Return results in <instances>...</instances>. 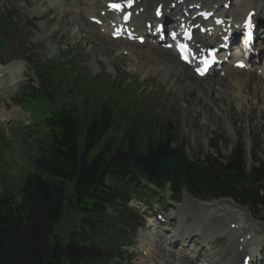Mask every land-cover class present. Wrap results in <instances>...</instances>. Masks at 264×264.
<instances>
[{"label": "trees", "instance_id": "1", "mask_svg": "<svg viewBox=\"0 0 264 264\" xmlns=\"http://www.w3.org/2000/svg\"><path fill=\"white\" fill-rule=\"evenodd\" d=\"M48 74L39 72L40 89L31 88L28 94L53 101L52 106L62 80ZM98 101L85 103L81 109L59 101L44 120L45 143L36 145L32 170L14 186L16 192L0 182V264H111V258L119 256L116 247L127 243L124 235L134 218L126 202L130 193L144 191L130 168L129 154L142 149L158 157L169 156L179 153L183 145L170 125L155 129L149 119L138 121L137 115L119 108L116 101L112 104L103 97ZM120 120L127 127L116 142L109 130L120 126ZM101 139L106 140L90 158ZM218 142L215 139L213 146ZM259 145L257 137L252 146L257 165L251 168L246 184L236 186L231 181L246 162L239 140L227 157L206 156L205 167L179 165L170 179L174 197L185 188L201 197H231L264 209V158L255 154ZM65 214L71 222L56 231ZM60 234H66L65 242Z\"/></svg>", "mask_w": 264, "mask_h": 264}, {"label": "rangeland", "instance_id": "2", "mask_svg": "<svg viewBox=\"0 0 264 264\" xmlns=\"http://www.w3.org/2000/svg\"><path fill=\"white\" fill-rule=\"evenodd\" d=\"M49 3L48 0H0V7L4 6L6 9H10L21 22L18 28V36H8L6 39L0 37L1 39L4 38L3 41L5 42V48L0 49L3 61L12 57L15 51L20 49L27 51L29 48H32V53H36L37 56L39 55L44 58L46 62H61L58 65L60 70L61 68L62 70L68 69L77 77L85 75L88 78L80 79L81 83L79 79L77 80L76 85L80 86L79 90H81L83 84L85 85L84 90L88 89L86 84H95L90 94L85 92L84 94H80V96L73 95L72 91L69 92L63 89L62 97L67 105H71V109L72 107L81 109L83 106H86L84 104L86 94L90 95L87 101L89 105H93L96 99L98 101L97 97L101 96V94L103 98L107 94L112 95L113 98L107 96L106 99L110 100L112 104L116 101L119 108L132 112L133 116L137 115L136 119L138 121H143L147 118L151 124H154L155 129L159 126L170 125L171 129L177 134L178 141L183 145L180 147L181 150L189 158L191 156L194 157L195 154L200 152L204 155L213 156L215 154L213 148H216L223 156H226L230 152V147H233V144L239 139L244 140L246 149L248 150L251 140L257 137L261 142V151L258 154L260 158H264V102L258 101L251 95H247L246 102H241V107L236 100H232L227 104L224 99L217 100L216 98H212L215 102V104H212L204 98H200L199 92L203 88H206V82L208 83V81L216 76L207 81L198 80L196 85H188V87L186 86V81L182 78L179 79L180 81L175 82L172 77L165 74L166 69L176 64L175 60L173 61L174 64L168 60L167 54L165 57L161 52L153 51V54L148 46H145L136 51L134 50L135 52L142 50L141 56H136L137 53H135V58L129 57V55H120L119 53L123 49L120 43L107 42L101 38L98 32L88 34L83 29L77 32V26L68 24L70 18L75 19L78 17L75 13L72 15L70 0L63 3L61 8ZM36 7H43V16L39 17L32 13V9ZM77 11L81 14L79 16L84 21H87L85 15H83L85 11H83L82 6ZM24 19H27V22L30 23L33 20H38V22H36L34 29H30L26 25L27 22H23ZM17 42L19 43L17 44ZM23 63L26 65L23 82L19 83V86L9 87V96L0 95V115L5 113L13 114V108H18L22 113L24 112V116L12 115L11 122L0 123V182L4 183L6 187L14 192H16V187L14 186H17L21 182V178L32 170L31 160L36 155V145L44 144L46 140L44 138L46 130L40 128L41 126L38 127L39 125H35L36 127L32 126L30 124L32 117L29 116V113L24 110L20 103L14 102V99L18 100L21 96V93H17L28 82V79H33V83L36 84L30 65L25 62ZM228 73L229 75L226 73L222 78H225V84L229 86H233L232 80L236 76L245 77L243 71L241 74L236 72L230 74V71ZM96 77V81H93ZM219 77L221 78V76ZM56 80H58V77ZM14 91L15 93L12 95ZM9 97L10 99H8ZM8 100H10V103H8ZM262 100L264 101V98ZM28 111L34 115V118L38 117V112L35 109L30 107ZM43 117H45V113L40 118ZM120 126L124 129L127 127L124 120H120ZM109 132L111 135L118 137L121 131L111 128ZM215 139H220V143L216 147L213 146ZM105 140H100L91 151L90 158L97 152L100 144ZM119 140L115 139L116 142ZM82 141L83 136L81 135L78 139L79 144ZM140 147L143 148L141 145ZM248 163L250 164L251 160ZM182 204L180 207H182ZM211 204V207H227L228 213L232 211L239 213V216L250 230L254 229L257 233H262L259 237L264 234V218H262L264 214L262 212L252 209L248 210L226 198L213 200ZM129 205L133 207L139 206L134 200ZM157 206L158 204L155 203L151 212ZM185 214H187L186 210L182 215ZM68 222H71L69 214H65L62 218V223L58 225L56 231L64 230ZM188 225L189 223L186 226ZM71 226L72 224L68 228ZM142 230L137 231L133 239V247L128 248L125 252V248L122 247L120 249L121 254L117 260L118 264H134L136 261L141 259L144 261L146 259L141 254L143 252V248L141 247L143 242L140 236L143 233ZM65 235L60 234L62 242L67 240ZM198 239L200 240L201 238L198 237L194 240ZM257 239L253 234V244L258 243ZM227 243L228 238L226 237L213 240L210 250L211 254L209 255L210 260L212 259L217 264H224L228 261L231 258V251L230 249H226ZM199 246L196 244V247ZM189 248L191 249V246ZM137 252L138 254H136ZM181 254L183 256L190 254V250H183ZM161 261L162 258L158 257L155 264L165 262ZM144 262L148 263L149 260L147 259ZM200 262L197 261V264H200ZM185 264L190 263L186 262Z\"/></svg>", "mask_w": 264, "mask_h": 264}, {"label": "bare ground", "instance_id": "3", "mask_svg": "<svg viewBox=\"0 0 264 264\" xmlns=\"http://www.w3.org/2000/svg\"><path fill=\"white\" fill-rule=\"evenodd\" d=\"M48 1L50 2L49 3L50 5L61 8V6H62L61 3H65L66 0H48ZM109 1H111V0H93L91 3H88V4H86L85 7H83V11H85V13L83 12V15H85L86 19H87V17L90 18L92 16L101 17L100 16V10H103L105 4ZM137 1L140 2L142 4V6H144V9L142 10L141 13H138L136 15V17H139L140 20H142V21L147 20V22H150L149 20L152 19V13L150 12V10L148 8L149 0H137ZM179 1L183 2V3L180 4ZM210 1H212V0H201V1H199V0H167V1H165V0H153L154 4H156L158 2H163L165 4L163 11L166 12L167 18L172 16L171 11H173V10H172V8H170L171 2L174 4H177V5L180 4V6L185 7V6L192 5V4H196V5L202 4V6H204ZM233 1L234 0H229V1L217 0V2L220 3V5L227 3V2L232 5ZM237 1L238 2H236L234 4V6L232 5V7H233L232 10L226 9V5L222 9H220V8L216 9V11H217L216 15L217 16H223L225 19L226 18L231 19V23L233 25L236 22L241 23L243 21L244 17L248 13L252 14L251 18L253 20H255L257 18V15L264 14V2H262V0H237ZM71 5L73 8H77V10H78L79 8H81L82 2H81V0H71ZM92 5H94V6H92ZM178 6H176V7H178ZM180 9L181 8H179V10ZM211 9H213V7L208 8L207 10H211ZM43 12H44L43 7L42 8L36 7L33 10L34 14H37V13L41 14ZM87 21H88V19H87ZM87 21H84V19H82V17L78 15V17H76L75 19L70 18L68 20V24L77 26V29H78L77 32H78L84 28H93L92 27L93 25ZM227 21L228 20H226V23H227ZM226 23L221 24V25H215L214 31L225 30ZM193 25H194V23L190 24V26H192V28H193ZM103 28L106 29L107 27L103 26ZM135 28L138 29V24L136 25ZM232 30H233V28H230L229 33H231ZM136 31L137 30H134V32H136ZM192 31L194 33H196V29L193 28ZM213 37L219 39L217 34H214ZM206 39L207 38L204 35H199V36L195 37L194 45H196L199 42L204 43L206 41ZM119 42L127 44L124 41H119ZM206 46H208V45L206 44ZM132 49L134 52V53L130 54V56H132V58H135V55H136L135 53H137L136 56L142 55V50L135 52L137 49H140V47H132ZM149 49H150L151 53H153V51L161 52L164 57L167 54L168 60H170V62L173 63L174 56L172 55V53L167 52L165 50L159 51L157 49L150 48V47H149ZM146 52H145V54H146ZM257 56L254 58V60L257 58ZM140 62H141V60H140ZM262 62H264V57H263ZM253 63L255 64V61ZM247 64H249V62H247ZM259 66L260 65L253 66L252 71L245 73L244 78L236 76L234 78V80H232L233 86L232 85H230V86L226 85L225 84L226 83L225 78H222V77L220 78L219 77L220 75L212 78L210 81H208V83L206 82V84H207L206 88H203L202 90H200V92H199L200 98H204L205 100L209 101L212 104H215V102L212 100V98H216L217 100L224 99L227 104H229V102L232 100H236L240 106L241 102H243V101L246 102L247 95H251V96L255 97L258 101L264 102L262 100V98H264V77H263V74H264V67L263 66L264 65L262 66L263 67L262 72L260 74H257L256 70L261 68V67L259 68ZM240 70H243V69H236L235 72L238 74H241L242 71H240ZM25 71H26V68L22 62H16V64H14L13 66L8 67V68H6V67L1 68L0 67V94L2 96H7V95L9 96V93H10L9 92L10 90H8L9 87L18 86L19 83L23 80V73ZM212 72L215 73L214 71H212ZM165 74L172 77L175 82H177L181 78L184 79L186 81L187 87H188V85H190V86L196 85L198 80H201V81L203 80V79H198L197 77H195V75L188 69V67H186L185 65L180 64L178 62L176 64H174L173 67H169L168 69H166ZM211 84H213V85H211ZM210 86H211V88H210ZM15 111L17 113H19L20 115L24 114L19 109H15ZM7 120H9V118L7 116H0V121H7ZM183 206H184V209L187 211V214L182 215V219L179 220L178 224L174 227L175 229H173L171 231L170 236L172 238H174V240H172L171 243L169 242L170 240H164L162 242L159 240V237L162 234L163 230L153 231V232H151V234H148L147 240L149 241V243L145 244V246H144L146 256L149 260L148 263L154 262L153 259L155 260V258H156L155 255L161 254L164 257L166 256V254L168 255V251H170V249H171L170 247L171 246L173 247V244L179 243V242H175V241H177L178 238H183L185 240L188 239V244H187V246H188V245H191V242H193V236L200 234V233H202L201 235L203 236V240L200 242V247L194 252L193 256L195 258L203 257V255L209 257L210 252L208 251V249H204V248H205V246H207L209 244L211 239H213V237L216 234H220V235H227L229 237V243H228L227 247H228V249H232V251H233L231 258L228 261H226L224 264H241L242 263L243 256H246L248 254L244 253V255L240 258L241 253L243 252V250L244 251L250 250V247L253 244V234L250 236L251 239L248 240L247 237H244V239L241 242L239 241V238L241 236L240 233L242 232V230L245 228H248V227H246L245 222L241 219V217L239 215H237V214L236 215L235 214L228 215L227 210H226L227 207H225V206L211 207L212 204L209 205L206 203H199L195 200L190 199L187 196V194L185 195V201L183 202L182 207ZM188 214L193 215V219L191 221V225L189 227H186L184 225V221H185ZM170 217H172V216L168 215L166 217V219H169ZM230 224H234V227H231ZM206 225L209 226V229L207 231H205ZM248 230H249V228H248ZM249 232L253 233V231H251V230H249ZM261 238H262L261 241L264 240V234L261 236ZM257 244H259V240H258ZM183 245H185V242L182 244V246ZM163 251L166 252V254L162 253ZM177 260L180 261V257ZM145 263L146 262L141 260L135 264H145ZM148 263H146V264H148ZM162 264H165V262ZM201 264H217V263L215 261L204 258V260Z\"/></svg>", "mask_w": 264, "mask_h": 264}, {"label": "water", "instance_id": "4", "mask_svg": "<svg viewBox=\"0 0 264 264\" xmlns=\"http://www.w3.org/2000/svg\"><path fill=\"white\" fill-rule=\"evenodd\" d=\"M3 45L0 42V47ZM129 163L133 169L140 173L147 179H167L174 168L185 160L180 156H144L139 153H131L128 157ZM233 180L237 184H241L246 181L243 173H237L234 175Z\"/></svg>", "mask_w": 264, "mask_h": 264}, {"label": "snow or ice", "instance_id": "5", "mask_svg": "<svg viewBox=\"0 0 264 264\" xmlns=\"http://www.w3.org/2000/svg\"><path fill=\"white\" fill-rule=\"evenodd\" d=\"M113 7H119L118 5H113Z\"/></svg>", "mask_w": 264, "mask_h": 264}]
</instances>
